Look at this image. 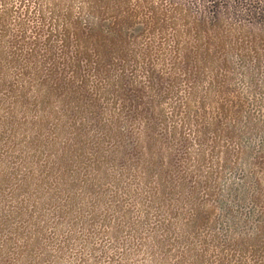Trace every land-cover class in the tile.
Wrapping results in <instances>:
<instances>
[{
	"label": "rangeland",
	"instance_id": "rangeland-1",
	"mask_svg": "<svg viewBox=\"0 0 264 264\" xmlns=\"http://www.w3.org/2000/svg\"><path fill=\"white\" fill-rule=\"evenodd\" d=\"M202 1L210 7L224 0ZM249 73L233 75L247 113L231 164L216 182L210 143L201 164L192 136L186 152L156 148V170L171 173L168 162L181 173L153 184L152 204L148 184L101 134L104 121L80 119L37 87L1 86L0 264H257L232 247L245 239L256 245L251 238L264 217L255 198L264 199V58Z\"/></svg>",
	"mask_w": 264,
	"mask_h": 264
},
{
	"label": "trees",
	"instance_id": "trees-1",
	"mask_svg": "<svg viewBox=\"0 0 264 264\" xmlns=\"http://www.w3.org/2000/svg\"><path fill=\"white\" fill-rule=\"evenodd\" d=\"M263 58L264 0L210 7L202 0H0V87L28 84L53 93L82 120L104 121L101 134L148 184L150 204L158 198L153 184L181 173L168 162L171 173L157 171L156 148L186 152L189 136L197 164L211 144L219 180L247 113L233 75L251 78ZM249 122L247 116L244 126ZM263 224L264 217L251 238L256 245L232 244L257 264L264 263Z\"/></svg>",
	"mask_w": 264,
	"mask_h": 264
}]
</instances>
